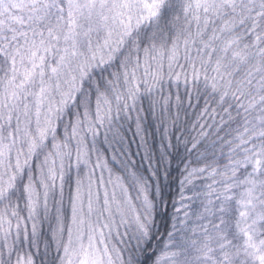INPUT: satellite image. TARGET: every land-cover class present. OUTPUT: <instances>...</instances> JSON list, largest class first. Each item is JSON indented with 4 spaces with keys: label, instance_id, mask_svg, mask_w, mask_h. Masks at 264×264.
Segmentation results:
<instances>
[{
    "label": "snow or ice",
    "instance_id": "6c2138e0",
    "mask_svg": "<svg viewBox=\"0 0 264 264\" xmlns=\"http://www.w3.org/2000/svg\"><path fill=\"white\" fill-rule=\"evenodd\" d=\"M0 264H264V0H0Z\"/></svg>",
    "mask_w": 264,
    "mask_h": 264
},
{
    "label": "trees",
    "instance_id": "16d2710c",
    "mask_svg": "<svg viewBox=\"0 0 264 264\" xmlns=\"http://www.w3.org/2000/svg\"><path fill=\"white\" fill-rule=\"evenodd\" d=\"M129 138L131 139V133H129ZM130 151L133 153V159L136 161V165H137L138 167H141V166L146 167V166H147V165H146V162L143 161V160L141 159V155H135V153L138 151V150H137V146H136L135 143H132V144H131V149H130Z\"/></svg>",
    "mask_w": 264,
    "mask_h": 264
}]
</instances>
